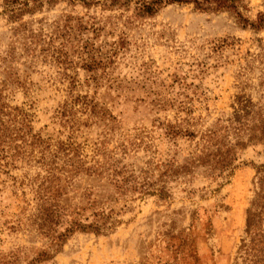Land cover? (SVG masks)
<instances>
[{
    "label": "rangeland",
    "instance_id": "obj_1",
    "mask_svg": "<svg viewBox=\"0 0 264 264\" xmlns=\"http://www.w3.org/2000/svg\"><path fill=\"white\" fill-rule=\"evenodd\" d=\"M98 1L60 0L15 20L0 5L1 94L29 110L43 136H71L90 154L95 144L103 154L123 145L127 155L117 158L146 176L151 194L118 195L105 180H78L77 195L86 188L106 208V227L101 235L77 232L54 251L27 219L32 195L22 196L0 174V264H233L254 195L251 163L263 162L264 148L242 152L214 192L216 181L203 168L163 175L173 162L186 163L196 140L167 132L170 125L199 136L233 111L240 67L264 43V28L254 31L230 12L185 3L144 16L138 0L114 7ZM243 3L251 19L264 11V0ZM250 67L249 83L257 86L264 64ZM78 94L94 97L114 119L77 111V130L62 128L56 111ZM11 174L22 178V170ZM155 189H163V199ZM42 251L49 258L33 261Z\"/></svg>",
    "mask_w": 264,
    "mask_h": 264
},
{
    "label": "trees",
    "instance_id": "obj_2",
    "mask_svg": "<svg viewBox=\"0 0 264 264\" xmlns=\"http://www.w3.org/2000/svg\"><path fill=\"white\" fill-rule=\"evenodd\" d=\"M60 0H0V5L7 12L9 19H19L24 14H32L44 4H53ZM64 1V0H63ZM84 5L101 1L73 0ZM103 5L111 7L124 5L132 0H102ZM172 3L191 4L200 11L233 14L242 27L254 31L264 28V11L258 12L254 19L243 13L246 9L243 0H138L137 10L141 15L151 16L162 7ZM238 74V93L232 105L233 111L216 120L213 127L207 128L196 136L189 129L168 126L171 138L176 135L194 137V145L188 153L185 164L168 165L163 175L175 177L188 174L195 168H203L205 177L216 181L219 189L230 179L242 152L248 148H264V72H260L257 86L251 85L250 65L258 62L264 64V43L258 45V52L249 54L244 59ZM90 79H86L87 82ZM94 80V79H93ZM72 87L77 83L72 82ZM96 84V82H95ZM0 90V174L13 182L14 189L20 190L22 196L26 191L32 195L33 210L28 221L44 238L51 241L54 251L75 233H93L101 235L108 220L103 203L92 197L91 191L83 189L78 194V180L94 178L105 180L118 195L139 192L151 194L153 186L146 176L136 174V170L123 163L121 158L127 155V148L121 145L108 154L101 153L95 144L94 153L87 152V145L72 141L53 140L50 135L33 129V114L29 110L12 106L2 96ZM79 108V110H77ZM88 112L101 122L113 120L94 97L78 94L71 102L65 101L59 106L57 118L64 128L69 125L73 133V120L76 112ZM108 113V115H106ZM108 116V117H107ZM77 130V129H76ZM102 143V142H101ZM101 157V158H100ZM255 170L254 195L246 209L243 237L237 248L233 264H264V160L251 163ZM22 170V178L12 175L11 171ZM25 170V171H24ZM32 171L33 174H29ZM143 172V171H140ZM146 172H143L145 174ZM164 198L163 189H155ZM72 195V196H71ZM49 258V253L42 251L33 259L41 262ZM241 260V263H238Z\"/></svg>",
    "mask_w": 264,
    "mask_h": 264
}]
</instances>
